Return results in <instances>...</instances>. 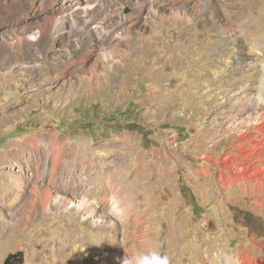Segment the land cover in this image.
<instances>
[{
	"label": "rangeland",
	"instance_id": "1",
	"mask_svg": "<svg viewBox=\"0 0 264 264\" xmlns=\"http://www.w3.org/2000/svg\"><path fill=\"white\" fill-rule=\"evenodd\" d=\"M263 68L264 0H0V264H264Z\"/></svg>",
	"mask_w": 264,
	"mask_h": 264
},
{
	"label": "bare ground",
	"instance_id": "2",
	"mask_svg": "<svg viewBox=\"0 0 264 264\" xmlns=\"http://www.w3.org/2000/svg\"><path fill=\"white\" fill-rule=\"evenodd\" d=\"M207 1V0H206ZM206 6V5H205ZM206 10V9H205ZM226 35V34H225ZM224 35V36H225ZM226 52V51H225ZM218 53V52H217ZM219 55V54H218ZM213 56H215V55H213ZM224 59V58H223ZM228 59V58H227ZM215 69V68H214ZM252 69V68H251ZM253 74V73H252ZM249 75V74H248ZM247 75V76H248ZM216 76V75H215ZM240 77V76H239ZM214 78V77H213ZM238 78V77H237ZM242 78V77H241ZM240 79V78H239ZM250 79V78H249ZM210 80V79H209ZM236 83V82H235ZM201 86V85H200ZM208 87V86H207ZM210 87V86H209ZM241 88V87H240ZM249 88V87H248ZM231 90V89H230ZM240 90V89H239ZM220 91V90H219ZM235 92V91H234ZM234 92H233V94H234ZM212 94V93H211ZM221 96V95H220ZM208 98V97H207ZM222 101V100H221ZM253 100H251L250 101V99L248 100L247 99V101H245V104H244V106L243 107H246V105L247 104H249L250 105V102H251V106H253L254 108H256L257 107V105H264V68H263V75L261 76V78H260V85H259V92H258V94L256 95V99H254V101L252 102ZM247 102V103H246ZM249 102V103H248ZM257 111V110H256ZM238 118V117H237ZM237 118H231V121L233 122V121H235V120H237ZM251 122V121H250ZM250 122H248L247 124H250ZM245 128H246V126H245ZM256 130L257 131H259L260 132V134H261V140H260V142L259 143H257V144H255L254 145V147L253 148H251V150H246L245 148H247L246 147V144H245V142L243 143V140L248 136L247 135V133L246 134H244L243 132H240L241 134H242V136H241V138L239 139V141H240V143L242 144V148H241V150H240V153L238 154L239 155V158L243 161V163L244 162H246V163H248V165L250 166V164H251V159H249V155L251 156V155H258L260 152H261V149L263 148L264 149V109L257 115V121H256ZM241 131V130H240ZM228 136V135H227ZM39 139L38 138H32V139H29V143H30V145L31 146H34V147H36V146H38V144H39ZM51 142V141H50ZM119 142V141H118ZM216 142V141H215ZM214 142V143H215ZM119 144H121V143H119ZM118 144V145H119ZM125 144V143H124ZM228 144H229V142H228ZM116 145V144H115ZM127 145V144H126ZM231 145V144H230ZM117 146V145H116ZM131 146V145H130ZM261 146V147H260ZM39 147V146H38ZM60 146H56V147H52V148H54L55 150H56V152L54 153V155H53V162H56L58 159H59V155H60V148H59ZM130 148V147H129ZM237 148H238V146H237ZM53 149V150H54ZM231 149H232V147H231ZM11 150V149H10ZM19 151V150H18ZM62 151H63V149H62ZM80 151V150H79ZM19 153V152H18ZM38 153L39 154H42V152L41 151H39L38 150ZM16 154V153H15ZM20 154V153H19ZM18 154V155H19ZM36 160V159H35ZM65 160V159H64ZM66 161V160H65ZM144 161V160H143ZM237 159L236 158H233L231 155H228L227 156V158L226 159H224V163H226V164H229V166H230V164H231V166L232 165H234V166H237V168L239 167V166H242V164L241 165H237ZM35 163V162H34ZM66 163V162H65ZM9 165V164H8ZM17 166H18V168H20L21 167V164H20V161H17ZM245 166V165H244ZM143 167H144V165H143ZM76 168V167H75ZM142 168V167H141ZM236 168V167H235ZM244 168H246V167H244ZM244 168H242V169H239L240 171H242V170H244ZM61 169V168H60ZM77 170V169H76ZM70 171V170H69ZM81 171V170H80ZM137 171H139V170H137ZM237 171V170H236ZM238 172L237 174L236 173H234V174H232L231 175V177H232V179H235L236 177H239L240 175H242V173L241 172ZM264 171V170H263ZM75 172V171H74ZM73 172V173H74ZM90 172V171H89ZM29 173V172H28ZM68 173V172H67ZM93 173V172H92ZM71 174V173H70ZM94 174V173H93ZM52 175H53V172H52ZM52 175H50V176H52ZM264 175V172H262V170H260V171H258L257 173H254L253 174V177L252 178H247V181L248 182H250V181H253V179L254 178H259L260 176H263ZM4 176V175H3ZM30 179H36V177H37V174L35 173H31L30 174ZM70 176V175H69ZM86 176V175H85ZM95 176V175H94ZM89 177V176H88ZM39 178V177H38ZM95 178H97V177H95ZM42 179V178H41ZM65 179V178H64ZM68 179V178H67ZM79 179H80V177H79ZM85 179H86V177H85ZM28 180V179H27ZM39 180V179H38ZM66 180V179H65ZM69 180V179H68ZM90 180V179H89ZM29 181V180H28ZM34 181V180H33ZM43 182H44V180H42ZM18 182V181H17ZM36 182V181H35ZM41 182V181H40ZM42 182V183H43ZM95 182V181H94ZM46 183V185L45 184H43V187L44 188H42V191L40 192L41 193V201H42V204H44V206L46 207L47 205H48V202H49V200H50V196H52V194H51V192H50V185H52V183H53V181H51L50 179L47 181V182H45ZM33 184V183H32ZM235 184V183H234ZM56 185H58V184H56ZM60 186V185H59ZM243 186V185H242ZM231 187V186H230ZM20 188V187H19ZM33 188H35L34 190H36V189H38V185L37 184H35V185H33ZM233 188V187H232ZM244 188V187H243ZM61 189V188H60ZM241 189V188H240ZM66 190V189H65ZM71 191H73V190H71ZM36 192H38V190H36ZM56 193V192H55ZM53 194L54 195V198L53 199H56V200H59L58 198H57V196H56V194ZM78 193H80V192H78ZM28 195V194H27ZM38 196V195H37ZM80 197H81V200L79 201V203L77 204V206H76V209H78V211H80V210H85L88 214H91V213H94V211L96 210V207H98L99 208V206H97L95 203H94V200H91L92 198L91 197H89V196H87V195H83V194H80ZM104 198V197H103ZM105 200V199H104ZM33 201V200H32ZM35 204V201H33V205ZM29 206V205H28ZM49 206V205H48ZM101 206V205H100ZM35 207H37V205L35 206ZM102 208H106V207H104V206H102ZM32 209V208H31ZM110 209V208H109ZM29 211V210H28ZM106 210L105 209H103V212H105ZM110 211L112 212V213H114L115 214V212H116V210H112V209H110ZM108 212V211H107ZM110 212V213H111ZM117 215V214H116ZM29 216V215H28ZM82 220H86L87 219V217L86 216H83L82 218H81ZM112 241V240H111ZM75 250H78V248H77V245H76V247H74V251ZM72 253V252H71ZM111 258H112V260H113V262H114V264H126V260H124V258H118V257H116V253L115 254H112V256H111ZM208 258V257H207ZM246 261H248V260H246ZM253 262H245L244 264H252Z\"/></svg>",
	"mask_w": 264,
	"mask_h": 264
},
{
	"label": "clouds",
	"instance_id": "3",
	"mask_svg": "<svg viewBox=\"0 0 264 264\" xmlns=\"http://www.w3.org/2000/svg\"><path fill=\"white\" fill-rule=\"evenodd\" d=\"M140 264H168L166 257L154 256L152 260H143Z\"/></svg>",
	"mask_w": 264,
	"mask_h": 264
},
{
	"label": "water",
	"instance_id": "4",
	"mask_svg": "<svg viewBox=\"0 0 264 264\" xmlns=\"http://www.w3.org/2000/svg\"><path fill=\"white\" fill-rule=\"evenodd\" d=\"M128 9L127 8H125V11H127ZM18 253H9L8 255H7V257L5 258V260H4V264H9L8 263V258L9 257H11V256H16ZM22 262H23V256L22 255H20V256H18L17 258H16V261L13 263V264H22Z\"/></svg>",
	"mask_w": 264,
	"mask_h": 264
},
{
	"label": "flooded vegetation",
	"instance_id": "5",
	"mask_svg": "<svg viewBox=\"0 0 264 264\" xmlns=\"http://www.w3.org/2000/svg\"><path fill=\"white\" fill-rule=\"evenodd\" d=\"M9 254V253H8ZM19 256V254H17L16 256H11L8 258V263L9 264H13L16 261V258Z\"/></svg>",
	"mask_w": 264,
	"mask_h": 264
}]
</instances>
